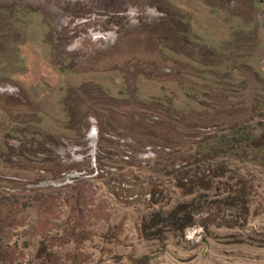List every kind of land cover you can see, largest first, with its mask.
<instances>
[{"label": "rangeland", "instance_id": "rangeland-1", "mask_svg": "<svg viewBox=\"0 0 264 264\" xmlns=\"http://www.w3.org/2000/svg\"><path fill=\"white\" fill-rule=\"evenodd\" d=\"M263 133L264 0H0V264H264Z\"/></svg>", "mask_w": 264, "mask_h": 264}, {"label": "trees", "instance_id": "trees-1", "mask_svg": "<svg viewBox=\"0 0 264 264\" xmlns=\"http://www.w3.org/2000/svg\"><path fill=\"white\" fill-rule=\"evenodd\" d=\"M258 140H261L262 143H263V145L258 146V147L263 148V147H264V133L261 134V135L259 136ZM261 156H262V158H263V159H262V162H264V151H263V153L261 152Z\"/></svg>", "mask_w": 264, "mask_h": 264}, {"label": "crops", "instance_id": "crops-1", "mask_svg": "<svg viewBox=\"0 0 264 264\" xmlns=\"http://www.w3.org/2000/svg\"><path fill=\"white\" fill-rule=\"evenodd\" d=\"M196 202V201H195Z\"/></svg>", "mask_w": 264, "mask_h": 264}]
</instances>
